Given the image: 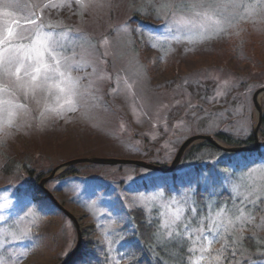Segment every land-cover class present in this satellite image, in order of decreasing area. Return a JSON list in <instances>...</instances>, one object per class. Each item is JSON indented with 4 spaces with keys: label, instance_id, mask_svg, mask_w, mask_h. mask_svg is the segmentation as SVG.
Masks as SVG:
<instances>
[{
    "label": "rangeland",
    "instance_id": "obj_1",
    "mask_svg": "<svg viewBox=\"0 0 264 264\" xmlns=\"http://www.w3.org/2000/svg\"><path fill=\"white\" fill-rule=\"evenodd\" d=\"M3 2L0 25L5 20ZM8 2L15 5L6 9L13 19L23 21L35 12L45 26L54 25L60 43L80 67L72 72L79 77L75 110L68 111L65 105L60 114L44 112L43 102L37 104L18 93L16 102L26 104L27 110L11 126L0 114V264H59L77 241L72 220L46 196L32 191L34 205H26L18 196L29 178L25 169L48 175L70 159L87 156L139 159L166 167L191 135H212L218 130L239 140L254 135L258 113L252 96L264 87V0H244L255 5V11L242 10L216 29L178 28L163 11L157 18L160 5L172 0ZM50 3L62 6L44 7ZM260 103L263 110L264 94ZM260 128L257 138L263 142ZM257 150L264 152V143ZM259 161L257 181L264 178L259 169L264 159ZM245 170H240L233 186L253 182L244 179ZM154 171L78 163L76 178L52 181L59 172L45 183L76 217L79 249L96 255L92 264L131 262L124 233L128 212L150 213L156 207L162 223L174 218L177 207L185 215L188 199L182 187L169 196L166 188L153 182L142 185ZM78 175L122 190L109 194L84 185ZM16 187L22 189L14 192ZM240 193L246 195L247 189L241 187ZM174 199L179 204H173ZM37 207L49 212L42 215ZM255 220L254 227L264 231L263 217ZM222 244L219 237L194 263L218 264L215 257ZM254 255L257 258L248 264H264V250Z\"/></svg>",
    "mask_w": 264,
    "mask_h": 264
},
{
    "label": "trees",
    "instance_id": "obj_2",
    "mask_svg": "<svg viewBox=\"0 0 264 264\" xmlns=\"http://www.w3.org/2000/svg\"><path fill=\"white\" fill-rule=\"evenodd\" d=\"M260 127L263 145L264 105ZM212 136L226 147L247 146L254 142L253 133L244 140H239L222 130H218ZM261 159H264V152L260 153L259 150L252 152L231 151L202 140L191 145L185 151L181 161L172 171H154L155 175L153 177L141 181L145 187H148V183L153 182V185L166 188V195L169 196L173 195L172 192H178L179 187H182L183 193L187 192L188 201L184 203L186 210L183 217L184 223L188 224L189 228L187 230L182 227L174 229V232L178 231L182 235L173 234L169 237L167 231L161 228L162 218H160L161 214H158L156 207H152L150 213L145 211L142 214L137 210L134 213L128 212L129 221L128 226L126 225L124 228V230L127 228L124 233L126 232L127 235L125 244L130 250L129 253H131L129 264H195L194 260L205 254L201 249V245L204 243L203 237H212L213 232L209 229L215 231L218 226L222 233L220 237L223 240L222 248L218 250L220 254L218 264H248L252 259H256L257 257L253 254L256 251L264 250L262 243V240L264 241V231L257 230L254 227L258 223L255 219L263 217L264 221V200L255 203L244 201L242 204L241 201L245 194L237 195L233 191V182H236L240 170L253 165V163H259ZM126 166L140 168L136 165ZM230 166L234 169H230ZM25 170H27V176L29 177L25 182L26 187L24 189L16 187L14 192L22 189V191L17 192L19 193L18 196L26 200V205H34L35 199L31 197V192L38 187L41 179L47 173L29 168ZM76 172H78V164L67 167L51 180L64 182L70 178H76ZM78 176L81 177L84 185L108 190L109 194H118L122 190L114 185L110 188L108 185L100 186L97 182H88L87 177L84 175ZM118 183L123 184V180H119ZM181 190H179V193ZM47 201L53 207H56L49 198ZM59 201L62 203L61 200ZM222 206L229 210V214L239 215L238 210L243 209L244 216L234 230L231 226L225 227L223 224H213L209 220L210 209L214 211ZM56 210L58 209L56 208ZM37 211L41 212L42 215L49 212L41 207H37ZM260 226L264 228V223H261ZM248 230L252 232H247ZM230 231L233 232L236 243L232 242L233 236H227V239H225L227 232ZM188 237H191V239ZM241 237H243L242 240ZM217 242L218 240L215 243ZM89 257L91 258L89 259ZM95 258V254L87 255L79 249L68 264H88L87 262L92 264L95 262L93 261Z\"/></svg>",
    "mask_w": 264,
    "mask_h": 264
},
{
    "label": "snow or ice",
    "instance_id": "obj_3",
    "mask_svg": "<svg viewBox=\"0 0 264 264\" xmlns=\"http://www.w3.org/2000/svg\"><path fill=\"white\" fill-rule=\"evenodd\" d=\"M14 6L8 0H4L5 20L0 25V114L3 115L5 125L11 126L14 119L27 110L26 104L16 102L18 93L37 104L43 102L44 112L60 114L61 110L65 109V105L69 106L66 110H75L72 105L73 97L79 87V77H74L72 72L80 65L67 54V50L58 39L59 33L54 25L45 26L41 17L35 12L24 17L23 21L13 19L12 13L6 9ZM59 6L62 5L50 3L44 7ZM242 10L255 11V5L246 4L244 0H172L160 5L157 18L159 12L163 11L166 17H172L171 24L178 28L191 29L199 26L216 29L222 21L241 15ZM44 112L41 115H44ZM256 168L253 163L247 166L242 174L245 180L253 178L252 183H238L233 186V191L237 195L241 194V187L247 189L242 204L244 201L255 203L264 200V178L258 181L254 179ZM259 169L264 173V165H259ZM152 199L156 197L153 196ZM172 203L179 204V201L174 199ZM238 211L239 215L229 214V210L222 206L214 211L210 209L211 215L208 218L213 224L231 226L234 230L244 216L243 209ZM173 216V219L161 224V228L167 231L169 237L173 234L182 235L178 231L174 232V229L189 228V225L184 223L182 208L177 207ZM221 217H223L222 221L219 219ZM209 231H212L213 235L211 238L203 237L204 243L201 245L203 252H209L211 245L222 234L219 226L215 231L212 229ZM227 236H233L232 242L236 243L233 232H227L225 239ZM240 239L242 240L243 237ZM215 258L218 260L220 256L217 255Z\"/></svg>",
    "mask_w": 264,
    "mask_h": 264
},
{
    "label": "water",
    "instance_id": "obj_4",
    "mask_svg": "<svg viewBox=\"0 0 264 264\" xmlns=\"http://www.w3.org/2000/svg\"><path fill=\"white\" fill-rule=\"evenodd\" d=\"M264 94V87L258 88L252 96V100L254 103V107L257 110L258 113V119L257 122L253 128L255 139H254V145L252 146H237V147H226L224 144H222L220 141H218L215 137L212 135H202V134H196L191 135L187 137L185 140L182 141V143L179 145L177 152L173 158V160L169 163L168 166L164 167L158 163H152L147 162L144 160L139 159H129V158H113V157H96V156H87V157H77L70 159L57 167H54L51 172L43 177L38 185V187L35 189L36 193H42L44 196L49 198L53 204L56 206V208L60 211H62L65 215H67L72 222L74 223L77 231V241L72 249V251L69 253V255L59 264H68L71 259L74 257L75 253L80 247V240H81V231L80 226L78 224V221L76 217L71 213L69 210H67L57 199L56 197L45 187V183L49 181L51 178H53L57 173L63 171L67 167L78 164V163H86V164H100V165H136L139 167L155 170V171H162V172H170L172 171L178 163L181 161V158L185 151L193 144L198 143L202 140L209 141L210 143L227 150L231 151H247L252 152L256 151L260 145L261 141L257 138V131L259 129V126L261 124L262 119V106L260 103V97Z\"/></svg>",
    "mask_w": 264,
    "mask_h": 264
}]
</instances>
